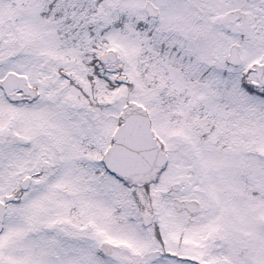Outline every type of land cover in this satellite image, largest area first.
<instances>
[{
    "label": "snow or ice",
    "instance_id": "snow-or-ice-1",
    "mask_svg": "<svg viewBox=\"0 0 264 264\" xmlns=\"http://www.w3.org/2000/svg\"><path fill=\"white\" fill-rule=\"evenodd\" d=\"M0 264H264V0H0Z\"/></svg>",
    "mask_w": 264,
    "mask_h": 264
}]
</instances>
